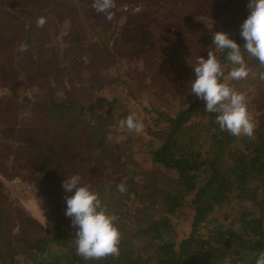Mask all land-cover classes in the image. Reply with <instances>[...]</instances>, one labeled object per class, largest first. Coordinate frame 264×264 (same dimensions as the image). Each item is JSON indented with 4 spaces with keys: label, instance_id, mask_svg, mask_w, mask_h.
Returning <instances> with one entry per match:
<instances>
[{
    "label": "trees",
    "instance_id": "16d2710c",
    "mask_svg": "<svg viewBox=\"0 0 264 264\" xmlns=\"http://www.w3.org/2000/svg\"><path fill=\"white\" fill-rule=\"evenodd\" d=\"M84 1L85 5L95 2ZM241 4L236 0H216L213 7L227 5L230 12L205 26L191 28L198 29V35L211 34L206 45L215 32L225 31L243 46L240 28L249 12L241 13ZM184 9L192 11V5ZM196 9L184 19L192 26H197L196 16L202 14ZM74 13H70L72 25H76ZM125 14L109 20L108 13L90 8L87 15L98 37L90 43L71 39L65 52L75 50L70 55L72 65L87 54L84 66L93 71L96 80L100 76L96 74L100 71V55L121 23L127 28L126 22L133 27L147 19L138 13ZM60 21L63 23L65 17ZM16 22L0 18V87L8 89L0 92V173L9 178L20 177L24 171L37 174L53 228L27 216L0 182V264H256L264 252V79L260 78L264 67L246 55L248 77L230 80L232 65L227 53L219 56L225 73L222 82L247 98L257 125L255 139L221 130L216 123L218 113L206 112L205 101L196 95L191 103L184 98L179 104L167 99L161 107L151 104L138 110V100L129 89L111 101L105 99L110 105L107 111L84 101L68 114L66 109L81 99L80 92L86 91L90 97L93 85L83 89L77 83L72 85L69 66L65 69L49 61L39 62L30 45L26 55L15 52L18 41L22 37L30 40L26 33H31ZM203 53L201 56L207 59L208 49ZM21 74L25 82L40 90L38 98L19 92ZM64 76L70 86L68 91L57 86L63 83ZM156 78V86L151 87L154 95L166 90L172 98L181 96L175 79L165 73ZM101 79L110 81L111 77ZM137 80L132 78L140 84ZM130 114L143 124L138 134L124 128L120 142L128 152L132 169L119 164L115 176L110 173L99 177L76 162L74 155L83 152L84 147L80 145L75 150L74 145L88 142L92 148L108 152L110 136L122 129L119 121ZM139 154L151 164L150 169L135 161ZM164 169L177 174L164 182ZM74 174H79L81 183L90 185L109 212L119 217V257L85 260L77 254L76 229L65 215V197L71 193L62 187L63 181ZM122 182L124 193L117 187ZM185 209L190 212V230L180 234L178 226Z\"/></svg>",
    "mask_w": 264,
    "mask_h": 264
},
{
    "label": "rangeland",
    "instance_id": "374dc122",
    "mask_svg": "<svg viewBox=\"0 0 264 264\" xmlns=\"http://www.w3.org/2000/svg\"><path fill=\"white\" fill-rule=\"evenodd\" d=\"M201 1L203 0H114L115 7L109 12L112 20L124 15L123 12H126L127 16L138 13L147 19L133 27L126 22L129 26L127 28H124L121 23L117 28V34L104 47V54L100 55L102 57L100 71L96 73L100 76L98 75L96 80L93 77V71L84 66L87 54L73 66L70 55L75 50H71L68 54L65 52L71 39L78 42L84 40L86 43L96 41L95 38L98 36L93 30L91 17L87 15V11L94 8V2L85 5L84 0H51L47 3H41L40 0H19L20 3H17L18 0H0V18L20 22L23 31L31 30V33H26L30 40L22 37L16 44L18 48H14L15 52L19 51L26 55L27 51H20L19 46L21 43L30 45L34 57H39V62L49 61L65 69L69 66L68 74L71 75L72 85L77 83L80 89L93 85L90 89V97L86 96V94L89 95L88 92H80L81 99L66 109L68 114L73 112L77 104L84 105V101L94 105L95 109L107 111L110 105H107L104 100L111 101L115 97L124 95L129 89L134 92L138 100L136 109L139 110L140 107H149L151 104L161 107L167 99L177 104L181 102L180 98H184L187 103L193 101L195 94L190 93V82L196 79L194 67L198 58L204 54L203 51L210 50L213 43L211 41L205 44V41L211 38V34L204 32L198 35L196 34L198 29L191 27L205 26L226 11L230 12L227 5L221 8L213 7L212 3L216 0ZM236 1L240 4L242 2L239 9L241 13L249 12L250 14L249 0L247 5L243 3L244 0ZM185 5H192V11H185ZM194 7L197 8L195 12L202 13L196 16L197 26H192L189 20H184L186 15L193 12ZM73 10L76 12L74 13L76 25L70 23V13ZM63 16L65 21L61 23ZM40 17L46 19L43 27L37 26V20ZM53 56L55 60H52ZM161 73L176 80L181 94L179 98H172L166 90L161 91L159 96L152 93L151 87L156 86L154 79L156 76H161ZM101 76L111 77V80L101 79ZM134 76L140 84L132 81ZM20 79L18 85L22 95L31 96L33 99L40 96V90L36 89L34 84L25 82L24 74L20 75ZM62 79L63 83L57 86L68 91L70 86L67 79L65 76ZM96 83H98V89ZM0 92H8V89L0 87ZM124 131H126L124 128L120 129L110 136L111 146L106 153L101 148H92L91 143L88 142L74 145L75 150L80 149V145L84 147L83 152L77 151L74 155L76 162L89 168L99 177L110 173L115 176L120 170L119 164H123L124 169H132L130 158L126 154L128 152H124L120 145ZM135 161L144 168H151V164L141 154L135 157ZM176 174L174 170L164 169L163 181H170ZM36 176V173L30 171H24L20 177L16 178H9L0 173V182L8 197L22 207L27 216L52 230L53 221L46 215L45 198ZM178 230L180 234L190 230L188 209L182 213Z\"/></svg>",
    "mask_w": 264,
    "mask_h": 264
},
{
    "label": "clouds",
    "instance_id": "9594fccd",
    "mask_svg": "<svg viewBox=\"0 0 264 264\" xmlns=\"http://www.w3.org/2000/svg\"><path fill=\"white\" fill-rule=\"evenodd\" d=\"M93 7L97 12L109 13L115 7L114 0H95ZM250 14L243 21L240 35L245 41L243 46L230 38L229 33L217 31L213 35V47L208 50V58L200 56L194 67L196 79L190 82V93L205 101V111L218 113L216 123L221 130L231 135L246 136L255 139L257 127L252 113L249 111L246 96L238 92L229 83L222 82L224 70L219 59L227 53V60L232 67L228 73L230 80L246 79L250 68L245 56L254 58L264 67V0H249ZM112 19L109 13L106 17ZM44 17L37 20V26L43 27ZM27 45L21 43L20 51H27ZM264 79V73L260 74ZM120 128L130 132L140 133L143 124L130 114L119 121ZM82 177L74 174L63 181L62 187L66 193L65 215L71 219V225L76 229V252L85 260H100L109 256L119 257L122 233L118 227L119 217L109 212L102 204L99 194L90 185L81 183ZM118 191L126 192L125 184L118 186ZM256 264H264V252L259 254Z\"/></svg>",
    "mask_w": 264,
    "mask_h": 264
}]
</instances>
